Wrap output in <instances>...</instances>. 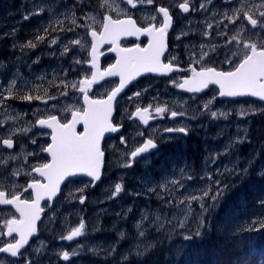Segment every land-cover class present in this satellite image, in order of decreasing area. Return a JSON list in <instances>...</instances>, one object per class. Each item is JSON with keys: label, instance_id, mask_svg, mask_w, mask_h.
I'll return each instance as SVG.
<instances>
[{"label": "rangeland", "instance_id": "374dc122", "mask_svg": "<svg viewBox=\"0 0 264 264\" xmlns=\"http://www.w3.org/2000/svg\"><path fill=\"white\" fill-rule=\"evenodd\" d=\"M31 1L32 5L30 8L32 10L30 11V15H34V21L38 25H42L43 27L41 28L48 27V24L58 25V28L61 31L60 34L45 42L47 35L45 33L42 34L40 32L41 29H38L36 33L31 35H22L20 34L18 27H1L0 57H3V52L7 51L9 53L8 55L11 56V60H9L10 57L8 59H0V96L8 97L7 92H9L8 88L11 84L12 77L14 74L19 73V77L22 79H17L16 86L13 89H19L18 96L15 97L19 106L14 109L9 105L7 107L22 112H18L17 114V112L13 111L14 113L10 117L0 115V139L5 136H16L17 139H21L20 142H24V139L28 138L25 139V142H27L35 137H45L47 135L46 128H40L37 126L36 121L38 119L46 118L49 115L55 114H58L61 119L66 118L71 115L74 110L83 109V107H85L82 102V94L77 90L80 86L81 77L86 76L87 66L85 65V62L88 60V58L86 59V56H88V53L90 52V42L84 37H88V30L92 25H97L99 23V14L93 13L86 18V22L79 23V18L85 9L72 6L71 0H63V2L62 0H54L50 4H47L42 0ZM72 1L74 3V0ZM99 2L103 3L105 0H97L91 7L101 11L97 6V3ZM245 3H248L249 7H253L252 0H218L216 2L211 0L201 1L196 4L195 14L202 15V18L207 17L211 20L214 19V15L219 19H223L225 16L219 12V10H221L222 12L227 13L228 16L233 17L235 23H237L241 14L236 12L234 15V10L245 5ZM262 3L263 2L259 1L257 6ZM201 4L205 5V8H201ZM40 8L44 9L42 13L33 14L34 11L39 12ZM86 9L91 8L87 7ZM16 15H18L16 12L0 11V25H17ZM30 15L28 14V23H31ZM155 16L156 13L152 14L150 11H146L142 18L144 21L148 22L152 20L153 17L155 18ZM73 19H75V23H79V29L69 31V28L74 29L72 26L74 25L72 23ZM232 24L233 23L228 22V27ZM188 31L189 29L186 30V32ZM78 33L83 35V37L79 38L81 43L69 46L68 51L65 52V44L63 42H67L70 39V36ZM37 35L44 36V42L41 43L36 41L35 37ZM53 39L57 41L55 44L50 43ZM30 40L36 43L37 46L35 48H24L21 50V45L26 44ZM39 54L41 57H43V54L48 55V59L45 63L42 64V58L39 59V57H37ZM215 57L219 58L218 56ZM204 58L211 61L206 62L204 61ZM39 60L41 65L40 68L36 70L34 68ZM34 61L36 62L34 63ZM200 62L201 64L206 65H223V62L216 63L213 56L207 57V55L202 57ZM25 71H28V73ZM80 73H82V76H80ZM40 77L43 78L40 79ZM24 81L29 82L28 89H23L21 87ZM162 84L165 86L166 90L162 89L163 92L157 90L152 94V97L144 94V92L138 87L134 88L127 97L123 99L121 113L126 116L127 113L132 111L135 107L144 102H150L151 105L156 103L157 107H164L167 111L183 110L191 112V110H193L192 113L195 118H197L198 103H196L195 106H192L191 101L193 100L191 98L187 97L188 99L185 100L181 95L169 91L171 88L174 89L172 81ZM109 85L110 83H106L105 86L100 88L98 90V96H105L107 93L105 89ZM52 88L59 89L51 90ZM148 88L149 86L145 85L143 90L146 92ZM29 89L41 90L42 94L38 93V96H40L41 99H33L32 101L22 99L25 95L22 94L24 91L33 95ZM42 90L47 92H44L43 94ZM164 92H168L169 94H164ZM33 96L35 97L37 95ZM212 97L213 94L210 99H212ZM10 102L12 101L5 99L3 103H0V114L6 112L3 105ZM22 103L23 105L20 106ZM256 109L259 110L261 107H256L254 104L246 102L226 103L222 105V107H214V105L211 104L209 111L210 120L219 123L220 129L225 131L222 133L224 139H220L217 143L210 142V145L206 147L207 151L213 154L223 152L224 147L228 144L229 140L237 137L243 138L242 143H237L241 145L242 148L239 151L240 146H236L239 153H237L236 156L231 157L233 147L229 150L230 156L228 155L227 159L224 161L217 159L215 164L211 163L209 166L206 164L205 167L200 170V173L197 172V174H192L189 170L184 169L185 173L190 174L193 178L187 179L185 176L182 181L184 187L180 188L176 195L181 196V198H183V196H188L189 194L199 195L200 193L198 190L208 185L206 179L208 174H211L212 180H220L223 185L228 186L227 188L235 186L248 177L260 176L258 173L264 171V160L261 157V151H259L256 142L254 144L252 140L244 139L248 130L247 122L256 112ZM212 111L218 113L225 112L228 114V118H213L211 117ZM242 111L247 114L242 116ZM220 122H225L226 125L222 126ZM220 135L221 134L217 132L213 134L211 133L210 138ZM41 146H44V143H42ZM0 153L11 157L18 154V152L11 151L7 148H1ZM114 158L117 157H113L112 160H110V169L104 173V179L100 184L101 186L99 185V187L96 188L98 192L90 195L86 194V189L89 186L87 182L82 183V191H79L80 188H73L71 193V191L67 189V192L63 194L56 206L51 209L49 216H47L48 218H45L46 222L44 221V223L48 224L47 232L50 235L46 245L47 248L45 247V250L49 254V261L45 262L46 264H99L93 262V260H103L105 257L110 256L112 258L128 256L129 254H135L134 252H137V244H153L154 240L147 238V234L150 232H154V234L160 232L167 234L169 231H172L173 234L180 231L190 233L195 232L198 220L197 214L200 212L198 202H192V207L194 209L193 214L189 217L188 221L185 222V227L181 229L177 221L173 220V217L176 216L179 219H183L181 209H183L185 205H177L176 201L173 200V206L168 207L164 203V200L169 199L167 195L164 196V200H161L157 198L156 192L149 191L150 188H155L157 192H160L162 190L158 185L161 183L171 179H181L180 169L188 166L187 161H184V166L179 169H174L171 174H163L159 177H154L151 175H128L126 174V171H122L120 168L124 167L127 161L126 151L121 152V159ZM237 160L239 161L237 165L238 169L248 168L247 174L231 175L224 172L225 165L231 167L232 162H236ZM249 161H251V165H249ZM202 177L205 178L202 179ZM117 183L122 184L123 190L121 193L113 196L112 193L114 192L115 184ZM81 192H83L82 196L86 199L85 206L79 202V194ZM129 209H131V211H129ZM144 212L149 214V219L154 218L153 214L159 213L166 217L167 220L172 221V223H166L162 230L157 231L155 225L149 227L148 222L145 221L144 227L148 228V232L145 237H138L135 225L140 220L141 214ZM207 213L204 215L206 216ZM109 214L110 216L115 215L119 219L111 222L110 224L114 223L112 226H110L109 221L106 220V216L110 217ZM122 219L125 223H129L123 228L119 226V222ZM81 221L85 223V234L82 235L79 240L71 242L62 239V237L69 235L74 228L79 227ZM112 230L115 231L119 240L114 237L97 234H110ZM121 232L124 233L123 239L120 236ZM128 236L129 238L124 240ZM113 248H115V252H112ZM42 251L43 248L40 249L39 253H42ZM64 251L69 252L68 261H65L61 255ZM74 251L77 253L76 255H72ZM140 251L142 254L145 252L143 249H140Z\"/></svg>", "mask_w": 264, "mask_h": 264}, {"label": "flooded vegetation", "instance_id": "af4514ba", "mask_svg": "<svg viewBox=\"0 0 264 264\" xmlns=\"http://www.w3.org/2000/svg\"><path fill=\"white\" fill-rule=\"evenodd\" d=\"M94 1L95 0H74L73 3L71 0L72 6H75L76 8L82 7L85 9L79 18V23L86 22V18L93 13H98L100 16V19H98L99 23L97 25H92V27L88 30V37H84L85 39L89 40L90 49L92 46V40L89 36V33L92 30L98 32L103 30L102 25L104 23L105 15H110L112 19L131 18L133 21H135L138 28H146L150 26L159 28L163 23V16L157 10L159 7H167L172 17V26L168 30V49L163 60L164 63H171L172 66H176L178 68V70L174 71L170 75H149L142 77L138 82L132 84L124 95L118 98L115 106V113L112 119L114 126L118 127V131L107 136L103 143V150L105 152V172L110 169V160H112L113 157L121 159L122 151H126L127 164L129 160L132 159L130 156L131 151H134L136 147L141 146L146 139L153 138L152 133L155 130L154 142L157 143L158 147L156 149L150 150L149 153L141 154L132 161L131 167L120 168L122 171H126V174L128 175L138 174L159 177L163 174H171L174 169H179L180 167L184 166V161H187L188 166H185V170H189L192 172V174H197V172L200 173V170L205 167L206 161L208 160L210 154V152H208L206 149V147L210 145V140L213 139L214 143H217V141H220V139H224L222 133L225 130L223 131L220 129L219 123H215L210 120L209 111L211 105H209V109L207 110L204 108V105L210 100L212 94L213 97L211 100L213 101L212 104L214 107H222V105L231 102H246L254 104L256 107H261L259 110L256 109V112L247 122L248 130L244 139H251V136L253 139H264V100L254 97L222 98L219 97L218 87L214 84H210L207 89L200 93H189L178 87V85L183 83L185 79L193 76V69H195L196 72H199L202 68L207 67H214L217 71L225 72L234 70V68L244 58L246 50L243 48V43L259 42V36H251V25L243 19L242 15L240 16L237 23L228 27L229 21L225 17L223 19H219L213 14L214 19L211 20L207 17L202 18V15L195 14L196 4L206 0H188V13H184L179 8V4L183 3L184 0H153V3L150 5L147 4L146 0H144V3H140L139 0H137V8L134 9L126 4V0H108V4H105V2L97 3V6L101 9V11L91 7ZM211 1L216 2L218 0ZM259 1L264 3V0H252V5L257 6ZM109 5H111V8ZM245 5H247L245 8L246 11L251 8V12L255 13L256 15H258L259 11H264V8L249 7L248 3H245ZM117 6L119 9H123L124 11L113 10L116 9ZM87 7L91 9H86ZM193 8H195V10H193ZM146 11H150L152 14L156 13L155 18L148 22L144 21L142 17ZM219 12L225 16L224 12L221 10H219ZM28 14L30 15V12ZM28 14L22 17V21L26 24L28 23L29 18L24 19V17L28 16ZM32 17H34V15H32ZM30 21H32V19ZM78 22L72 25L74 30L79 29ZM208 25H211V27H208ZM225 25H227L226 28ZM3 26H10L13 28L18 27V25L5 24L0 25V29ZM41 27L43 26L38 25L39 29H44ZM58 27V25L48 24L47 29L50 30ZM187 29H189L188 32H186ZM233 36L237 37V39L240 41V44L233 42L231 45H229L227 43L232 39ZM261 36H264V33H261ZM80 37H83L81 33L72 35L69 37L70 39L67 42L64 41L63 43L67 44L68 47L71 45H76L75 43H70V41L79 39ZM147 43L148 37L145 35H142L139 38H135L134 36L124 37L117 43H112L110 41V43L105 45V47L100 51L102 70H105L116 63L118 58V50L131 48L137 45L143 48ZM116 46L118 49L117 51L115 48ZM205 55H207V57L213 56L216 63L223 62V65L219 66L217 64H201V58ZM215 56H218L219 58ZM37 57H39V59L42 58L40 54ZM226 57L228 60H231L232 63L225 62ZM87 58L88 60L85 62V65L87 66V73L86 76L81 77L80 86L77 89L78 91L81 88V81L84 78H90L93 74V68L88 64L90 60L89 53L88 56H86V59ZM204 61L210 62L211 60L204 58ZM37 62H40V60ZM26 73H28V71ZM80 76H82V73H80ZM169 81H172L174 89L171 88V90H167L181 95V97L185 100L191 98L193 100L191 101L192 106H195V104L198 103L197 118H190L194 116L192 113L193 110H191V112L183 110L177 111L178 113L184 112L185 115H178L176 118H171V111H165V113H163L161 116L155 112V109L157 108L156 103L151 105L150 102H144L143 104L135 107L132 111L127 113L126 116L121 113L123 99L127 97V95L134 88L138 87L144 92V94L152 97V94L157 90H160L161 92L166 90L162 83H167ZM119 82V77L103 82V84L100 86H96L92 96L95 98L104 97L98 96V90L105 86L106 83H110V85L105 89V91H107L106 95H108L119 84ZM145 85L149 86L146 92L143 90ZM29 91H31L33 95H38V93H41V90L38 91V89H29ZM18 92L19 89H15L11 92V98L7 100L12 102L3 105L4 109H6V112L4 114H0L1 116L10 117L14 113L13 111L17 112V114L18 112H22L19 110H13L15 107L19 106V103L16 102L17 100L15 98L18 96ZM42 92L44 94V92L46 93L47 91L42 90ZM22 94L29 95L26 91H24ZM164 94L169 93L164 92ZM7 95L9 96L10 93L7 92ZM8 105L13 109L7 107ZM22 105L23 103L20 104V106ZM84 108L85 107L77 111H83ZM137 108L148 109L147 115L150 117V119L147 125L140 121L139 117L133 115ZM72 113L68 117L62 119L58 116V114H55L54 116H57L61 123H68L71 120ZM255 122L262 124L260 127V138L257 137V129L255 132L252 131ZM221 124L222 126L226 125L225 122ZM182 125H187L190 128V131L186 136L183 134H170L163 131L168 127H177ZM46 131L47 135L45 137L43 136L41 138H34L36 141L35 144L32 143L33 139L25 142V139L28 138H25L24 142H20L21 139H17L16 136H5L0 139V149L7 148V146L3 144V139L11 138L13 140V148L7 149L18 152L16 156H13L18 157L17 159H8L11 156L0 153V161H7L6 163H0V191H4L6 193L4 197L5 199H12L13 195L19 198L18 201L10 205L0 204V247H4L7 243H14L20 239L19 233L16 232L9 236L7 234L8 230L6 225L7 221L9 220L21 219L20 213L16 210L17 203L24 200L32 201L35 199V189L29 188L28 185L34 183L37 180L40 182V184L44 185L47 181L45 177L40 176L39 173L34 170L36 167L42 166L43 163L51 161V156L48 153L40 151L42 143H44V147L51 143V130L46 129ZM77 132H83V126H78ZM216 132L221 135L210 138V134ZM161 136L163 138H160ZM169 136H174L175 138L168 139ZM121 138H123V143ZM236 146H240L239 151L242 148L241 145L235 144L234 148L232 149L233 151L231 152V157H234L237 155V153H239ZM227 157L228 155H222L218 159L224 161L227 159ZM207 164L209 166L211 163ZM83 182H87L89 185L86 189V194L90 195L92 193L98 192L96 188H98L99 185H97L95 188H92L93 182L86 178L71 179V182H67L62 186L58 197L53 202H51V200L39 202V206L43 209V211L40 212L39 219L36 220L37 222H34L35 232L33 235L28 237V243L25 244L22 249H20V253H22V255H18V257L13 258L10 256V254L0 253V264H12V261H17L18 264H27L28 261H31L32 264H46L45 262L49 261V254L45 250V247L47 248L46 245L50 235L47 232L48 224L44 223L45 218L49 216L51 209L56 206L63 194L67 192V189H69L72 193L73 188L81 189ZM79 195L81 197L83 192H81ZM85 203L86 201L84 204ZM41 248H43V251L42 253H39ZM38 260L40 261L38 262Z\"/></svg>", "mask_w": 264, "mask_h": 264}, {"label": "snow or ice", "instance_id": "6c2138e0", "mask_svg": "<svg viewBox=\"0 0 264 264\" xmlns=\"http://www.w3.org/2000/svg\"><path fill=\"white\" fill-rule=\"evenodd\" d=\"M140 3H144V0H139ZM147 4H152L153 0H146ZM105 4H108V0H105ZM126 4L131 8H137V0H126ZM111 8V5H109ZM201 8H205V5L201 4ZM247 5H242L240 8L234 10V15L236 12L240 13L244 20H246L252 28L251 36H259L260 40L258 43H243V48L246 50L244 58L240 63L231 71H217L214 67L202 68L199 72H196L193 69V76L189 79H185L183 83H180L178 87L180 89H185L189 93H200L204 89H207L210 84L218 86V95L219 97H241L250 95L253 97H259L261 100H264V36H261V33H264V11H259L258 15L251 12V8L247 11L245 8ZM253 7L264 8V3ZM179 8L184 12H189V3L188 0H184L183 3L179 4ZM43 8L39 9V12L33 14H40L43 12ZM118 11H124L119 9L118 6L116 9ZM195 10V8H193ZM163 16V23L159 28L146 27L138 28L136 27L135 21L131 18L128 19H112L110 15L104 16L103 27V39L110 40L112 43L116 42L122 34L134 35L137 33L146 34L150 39L146 48H140L139 45L135 49H122L126 53L121 59H118L116 64L112 65L109 69L106 70L107 76H120L119 87H116L107 97V99L100 100H89L88 96H84L85 104L87 107L84 108L82 113L74 112L72 114V120L68 123H59L56 116L51 115L48 119H38L36 123L40 126L51 129V143L46 147L41 146L40 151L46 152L51 156V161L43 163L42 166L36 167L34 170L39 173L40 176L45 177L48 181L47 184H40L37 180L34 183L28 185L29 188L35 189V199L32 201L24 200L16 204V210L20 213V220H9L7 221V234L9 236L12 233H19L20 239L14 243H7L4 247H0V253L10 254L11 257L15 258L20 253L25 244L28 243V237L33 235L35 232V221L39 219L40 212L43 209L39 206V202L47 196L51 199L57 194L60 189L62 182L68 178L71 182V178L76 177L80 173L86 174L88 177H91L93 181H99L101 179L100 173V160L103 156L99 147V141L105 132L115 133L118 131V127L113 126L110 118L113 113V101L116 100L117 95L124 89L126 80L135 79L136 75L140 74L141 69L145 72L150 73H160L167 74L172 71L171 63H162L161 56L164 52V37L171 25L172 17L169 13L167 7H159L157 10ZM251 13V14H250ZM225 18L228 19L229 23H235L233 17L228 16L227 13L224 14ZM255 17V18H254ZM29 16H25L24 19H28ZM154 18V17H153ZM238 18V17H237ZM59 22V21H58ZM75 24V19L72 21ZM211 27V25H208ZM227 25H225V28ZM47 27L44 28V31L47 32ZM69 31H74L73 28H69ZM223 34V33H218ZM98 33L93 30L91 32V37L95 41ZM179 38V37H178ZM251 38V37H250ZM36 41L44 42V36L37 35L35 37ZM57 41L55 39L51 40V44H55ZM233 42L240 44V41L236 36H233L231 40L227 43L231 45ZM70 43L80 44L79 39L70 41ZM36 43L31 40L26 44L21 45V50L24 48H35ZM64 51H68V45H64ZM93 51V63L92 67L95 68V43L92 45ZM63 54V53H62ZM36 61H34L35 63ZM227 63H232L231 60H228L226 57ZM102 76L104 74H101ZM96 73H93V79H95ZM43 77H40L42 79ZM17 79H22L19 77V73L14 74L12 77L11 84L9 85L8 91L10 95L8 97L0 96V103H3L5 99L11 98V92L16 86ZM83 84H90L92 81L84 80ZM29 82L24 81L21 87L23 89H28ZM81 92H85V88H80ZM139 95V94H137ZM22 99L27 101H32L33 99L40 100V96L33 95H24ZM210 99L205 105L204 108L209 109V105L212 104ZM46 103V102H45ZM167 111L164 107H157L155 112L159 115H163ZM148 109L137 108L136 112L133 114L139 117L145 125L148 124L150 117L147 115ZM247 113L241 112V115H246ZM171 118H176L178 115L184 116V112L171 111ZM211 117L224 119L228 118V114L225 112H211ZM195 119V116L190 117ZM83 124V132H77L76 126L78 124ZM26 131V130H25ZM167 133L174 134H183L188 135L190 131L189 126L182 125L177 127H168L163 130ZM142 135V133H141ZM153 138L146 139L143 144L139 147H136L134 151H131L130 156L132 159L129 160L124 167H131L132 161L139 157L141 154L149 153L150 150L156 149L158 147L157 143L154 142L155 130L152 133ZM160 138H163L162 136ZM174 136H169L168 139H173ZM122 143L123 138H121ZM243 138L237 137L235 139H230L228 144L225 145L223 152L219 153H210L207 163L215 164L216 160L222 155H229V150L234 147L237 143H242ZM32 143L35 144V139L32 140ZM3 144L7 148H13V140L11 138L3 139ZM18 157H9L8 159H17ZM7 161H0V163H6ZM239 161L232 162V166H224V172H227L231 175H241L247 174L248 168L238 169ZM251 165V161H249ZM181 179H171L169 181L163 182L158 187L162 190L157 192L155 188H150L149 191L156 192L157 198L164 200V196L169 197L168 200H164V203L168 207L173 206V200L176 201L177 205L184 204L185 207L181 209L183 213V219H179L174 216L173 220H176L179 227L183 229L185 227V222L188 221L189 217L193 214L192 202L196 201L199 203L200 212L197 220V227L195 229L194 235L189 234L185 235V240H192L194 236L202 235L201 229L207 227L205 213L209 211L210 208L216 206V202L224 195L227 185H223L220 180H212L211 174H208L206 179L208 185L200 188L199 195L189 194L188 196L176 195L177 191L180 188L184 187L182 182L184 177L187 179H192L193 177L190 174L185 173L184 168L180 169ZM15 174V173H14ZM222 174V173H221ZM260 176L264 177V171L258 173ZM205 177H202L204 179ZM171 185V186H169ZM214 188V190H213ZM123 186L120 183L115 184V190L112 193L113 196L121 193ZM79 191H82L80 189ZM6 193L0 191V204L10 205L18 201V197L14 196L12 199H5ZM85 198L80 197V203L84 204ZM187 202V203H185ZM261 204L264 205V201H261ZM131 211V209H129ZM154 218L149 219V214L144 212L141 214L140 220L136 223L135 227L137 229L138 237H145L148 232V228L144 227L145 221L148 222L149 227L155 225L156 230L160 231L164 228L165 224H171L172 221L167 220L166 217L162 216L159 213L153 214ZM261 228H264V223H261ZM85 223L81 221L79 227L74 228L69 235L62 237L68 241H72L75 237H80L84 235ZM121 238L123 239L124 233H120ZM137 255H141L140 249L143 251H148L154 244H137ZM95 251V250H93ZM112 252H115V248L112 249ZM74 251L72 255H76ZM65 261L69 260V252L64 251L61 253ZM127 256H124L123 259L127 260ZM12 264H18L17 261H12ZM27 264H32L31 261H28Z\"/></svg>", "mask_w": 264, "mask_h": 264}, {"label": "trees", "instance_id": "16d2710c", "mask_svg": "<svg viewBox=\"0 0 264 264\" xmlns=\"http://www.w3.org/2000/svg\"><path fill=\"white\" fill-rule=\"evenodd\" d=\"M42 1L50 4L54 0ZM31 3V0H0V11L18 13L16 20L22 35H31L39 29L32 15L31 23L26 24L22 21V17L31 11ZM60 31L59 28H54L48 29L47 32L41 29L40 32L47 35L45 41L47 42L60 34ZM3 54L0 59H8V57H10L9 60L11 59L7 51ZM47 59L48 55L43 54L42 64ZM40 65V62L36 63L34 69L38 70ZM54 89L59 88L51 90ZM261 125L255 122L252 129L253 132L258 130V138L261 136ZM250 138L256 142L264 160V139H253L252 136ZM210 142L214 143V140L211 139ZM261 201H264V177H248L235 186L227 188L224 195L216 202V206L210 208L205 216L207 227L201 229L202 235L194 236L192 240H185V235H194V233L180 231L173 234L169 231L167 234L164 232L154 234L150 232L147 238L154 240V247L143 254L137 255V252L132 250L135 254H129L127 260L123 259L124 256L113 258L110 256L103 260H93V262L99 264H264V228H261V223H264V205ZM106 220L110 224L119 219L113 215L106 216ZM126 224L129 223H125L123 219L119 222L121 228ZM112 225L114 223L110 224ZM97 234L119 240L113 230L110 234ZM128 238L129 236L124 240Z\"/></svg>", "mask_w": 264, "mask_h": 264}, {"label": "water", "instance_id": "95a60500", "mask_svg": "<svg viewBox=\"0 0 264 264\" xmlns=\"http://www.w3.org/2000/svg\"><path fill=\"white\" fill-rule=\"evenodd\" d=\"M171 26H172V22H171V25H170V27H169V29L171 28ZM137 27V26H136ZM168 29V30H169ZM93 31V30H92ZM91 31V32H92ZM91 32H90V38L92 39V45H93V43H95V59H94V62H95V65H96V67L95 68H93L92 67V63H93V51H92V48H91V51H90V58H91V61L88 63L89 65H90V67H92L93 68V73H96V76H95V79H93V74H92V77L91 78H84L82 81H84V80H90V81H92V83H90V84H83L82 83V81H81V87H84L85 88V92H81L82 94H83V103H84V105H85V107H87V105L85 104V100H84V96L85 95H87L88 96V98H89V100H100V99H107V97H108V95L116 88V87H119V84H120V82H119V84L106 96V97H103V98H93V97H91V93H93L94 92V89H95V85H101L104 81H106V80H110V79H114V78H116V77H119L120 78V76L119 75H116V76H107L106 75V70L107 69H109V68H107L106 70H102V68H101V55H100V51L105 47V45H107L108 43H110V40H105V39H103V36H102V33H103V30H102V32H98V31H96L97 33H98V35H97V37H96V39H95V41H93V38L91 37ZM142 35H145V36H147L146 34H142V33H137V34H134V35H128V34H122V35H120L118 38H116V42L115 43H117L118 41H120L122 38H124V37H135V38H139L140 36H142ZM148 37V36H147ZM148 39H150L149 37H148ZM148 43H149V41H148ZM148 43L146 44V46L145 47H143V48H146L147 47V45H148ZM116 48V51L118 50L117 49V46L115 47ZM136 48V46H133V47H131V48H126V49H135ZM141 48V47H140ZM167 49H168V31H167V33H166V35H165V37H164V52H163V54H162V56H161V62L162 63H164V60H163V58H164V55H165V53H166V51H167ZM126 55V53L125 52H123L122 51V49L121 50H118L117 51V56H118V58H117V60L118 59H121L123 56H125ZM117 62V61H116ZM116 64V63H115ZM176 70H178V68L176 67V66H172V71L171 72H168L167 74H160V73H150V72H145V71H143V69H141V71H140V74L139 75H136V77H135V79H131V80H126V82H125V87H124V89L117 95V97H116V100L115 101H113V113H112V117L110 118V120H111V123L113 124V122H112V119H113V116H114V113H115V106H116V102H117V100H118V98L120 97V96H122V95H124L125 93H126V91L130 88V86L132 85V84H134V83H136V82H138L142 77H145V76H148V75H157V76H166V75H170L171 73H173L174 71H176ZM101 74H104L103 76L101 75ZM191 78V77H190ZM189 79V78H188ZM217 86V85H216ZM218 87V86H217ZM184 91H186L185 89H183ZM205 90V89H204ZM241 97H253V96H250V95H246V96H241ZM241 97H236V98H241ZM222 98H229V97H222ZM254 98H258V99H260L259 97H254ZM74 112H79V113H82L83 111H77V110H75ZM73 112V113H74ZM72 113V114H73ZM56 118H57V121L59 122V123H61L60 121H59V118L56 116ZM72 116H71V120H72ZM45 119H48V118H45ZM70 120V121H71ZM69 121V122H70ZM37 126L38 127H40V128H47L46 126H44V127H42V126H40L38 123H37ZM78 126H83V124L81 123V124H78L77 126H76V131H77V127ZM113 126H114V124H113ZM47 129H50V128H47ZM51 130V129H50ZM111 134H114V133H111V132H105L104 134H103V136L101 137V139H100V141H99V147H100V150H101V152H103V156L101 157V160H100V173H101V179L99 180V181H93V179L91 178V177H88L86 174H84V173H80V174H78L76 177H74V178H71V179H78V178H87V179H89V180H92L93 181V184H92V188H95L97 185H99L101 182H102V180H103V176H104V168H105V152H104V150H103V143H104V141L106 140V138H107V136H109V135H111ZM47 180V179H46ZM67 182H69V180H68V178H66L65 179V181L64 182H62L61 183V185H60V189L62 188V186L64 185V184H66ZM48 183V181H46V183L45 184H47ZM60 189H59V191L57 192V194L55 195V196H53L51 199H49L47 196H45V198L44 199H42L41 201H44V200H51V202H53L57 197H58V195H59V192H60ZM35 192H36V190H35ZM40 201V202H41ZM37 222V221H36ZM81 237V236H80ZM80 237H75L71 242H74V241H77V240H79V238Z\"/></svg>", "mask_w": 264, "mask_h": 264}, {"label": "bare ground", "instance_id": "6f19581e", "mask_svg": "<svg viewBox=\"0 0 264 264\" xmlns=\"http://www.w3.org/2000/svg\"><path fill=\"white\" fill-rule=\"evenodd\" d=\"M8 3V2H7ZM13 7H15L14 5H13ZM18 8V7H17ZM16 8V9H17ZM11 9V8H10ZM34 9V8H33ZM32 10V9H31ZM29 11V10H28ZM7 37V36H6ZM7 56V55H6ZM10 56V55H9ZM6 58V57H5ZM9 58V57H8ZM11 60V59H10ZM207 142V141H206ZM85 206V205H84ZM109 216H110V214H109ZM36 261V260H35ZM40 260H38V262H39Z\"/></svg>", "mask_w": 264, "mask_h": 264}]
</instances>
